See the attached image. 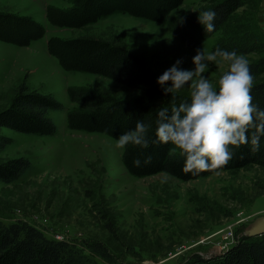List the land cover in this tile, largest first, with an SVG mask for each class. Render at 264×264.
<instances>
[{
    "label": "rangeland",
    "instance_id": "obj_1",
    "mask_svg": "<svg viewBox=\"0 0 264 264\" xmlns=\"http://www.w3.org/2000/svg\"><path fill=\"white\" fill-rule=\"evenodd\" d=\"M71 0H0V10L31 15L45 34L27 46L0 41V109L21 83L50 94L63 104L52 111L53 135L39 136L0 127V162L24 157L30 168L10 184L0 181V220L24 219L49 237L108 244L121 264H188L194 254H221L244 235L246 226L264 215V164L250 163L222 174L181 181L159 172L129 174L116 139L101 133L71 130L66 112L72 107L67 86H88L117 97L140 93L143 86L125 85L94 73L64 70L47 51L51 35H93L115 39L142 56L155 81L177 60L193 70L196 50L205 53L221 38L254 33L258 47L237 53L249 63L264 58V0H238L224 23L195 47L184 44L166 22L115 12L81 28L52 26L47 5L66 7ZM220 0H184L172 15H198ZM195 10V11H193ZM227 65L209 62L204 74L214 86ZM264 79V68L253 74ZM171 82H169L170 85ZM186 85L180 93L190 95ZM245 236V235H244Z\"/></svg>",
    "mask_w": 264,
    "mask_h": 264
},
{
    "label": "trees",
    "instance_id": "obj_2",
    "mask_svg": "<svg viewBox=\"0 0 264 264\" xmlns=\"http://www.w3.org/2000/svg\"><path fill=\"white\" fill-rule=\"evenodd\" d=\"M184 0H71L70 5L60 7L47 5L45 17L54 27L81 28L93 24L115 12L128 14L144 20L166 22L169 30L189 47H195L211 36L237 7L238 0H220L207 10L215 11V29L204 31L198 22V15L176 14L172 12ZM45 28L31 15L0 10V41L27 46L32 40L41 38ZM47 51L57 58L60 66L68 71L98 74L125 85H141L140 93L129 97H117L108 92L88 86H67L66 92L72 107L66 112V124L71 130L101 133L113 139L134 130L138 120L150 124L148 138L155 140L157 112L160 108L171 110L182 101L190 102V95L180 93L173 97L165 94L142 56L115 39L79 35L60 37L51 35L46 41ZM258 47L254 33L232 34L221 38L213 50L220 48L229 52L249 53ZM264 68V58L251 63V73H259ZM253 103L264 109V79L254 82L251 90ZM63 104L50 94L38 90H28L26 85H18L8 104L0 109V127L16 132L39 136L57 132L51 112L60 111ZM4 140L0 137V150ZM173 145L150 143L147 149L128 145L122 151V164L130 175L145 177L164 172L181 181L208 176L212 172L199 175L182 171L184 158ZM151 162L144 164L146 157ZM141 160V166L133 164ZM264 164V137L260 140V150L251 151V144L243 145L234 152L233 159L223 170L241 168L250 163ZM30 168L24 157L11 158L0 162V181L10 184ZM0 264H121L108 244L98 240H60L49 237L43 231L24 219L3 223L0 220ZM188 264H264V234L240 236L232 246L221 254L203 257L194 254Z\"/></svg>",
    "mask_w": 264,
    "mask_h": 264
},
{
    "label": "clouds",
    "instance_id": "obj_3",
    "mask_svg": "<svg viewBox=\"0 0 264 264\" xmlns=\"http://www.w3.org/2000/svg\"><path fill=\"white\" fill-rule=\"evenodd\" d=\"M215 18L212 10L198 14V22L206 32L214 31ZM192 62L194 69L187 70L179 68L182 61L177 60L157 78L163 92L173 97L190 85V102L182 101L171 110L159 109L155 140L150 141L147 135L151 125L138 120L134 130L118 137L115 147L124 150L133 145L147 149L150 143L171 144L172 150H179L184 158L182 171L185 174L195 176L212 172L220 175L236 149L250 143L252 152L260 150V140L264 137V109L253 103L251 90L255 78L244 55L220 48L209 53L197 49ZM209 62L227 65L218 87L204 75ZM150 162L151 156L143 161L144 164ZM133 164L140 167L141 160L137 158Z\"/></svg>",
    "mask_w": 264,
    "mask_h": 264
},
{
    "label": "water",
    "instance_id": "obj_4",
    "mask_svg": "<svg viewBox=\"0 0 264 264\" xmlns=\"http://www.w3.org/2000/svg\"><path fill=\"white\" fill-rule=\"evenodd\" d=\"M264 234V215L254 218L244 229V235L251 237Z\"/></svg>",
    "mask_w": 264,
    "mask_h": 264
}]
</instances>
